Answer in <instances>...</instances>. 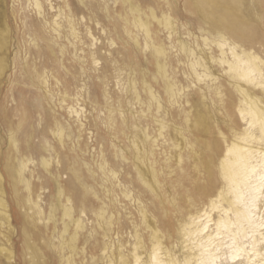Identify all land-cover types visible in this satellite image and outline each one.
I'll use <instances>...</instances> for the list:
<instances>
[{"label":"bare ground","instance_id":"bare-ground-1","mask_svg":"<svg viewBox=\"0 0 264 264\" xmlns=\"http://www.w3.org/2000/svg\"><path fill=\"white\" fill-rule=\"evenodd\" d=\"M32 1L39 14H44L43 1ZM119 2L122 4L123 11L118 13L119 21L114 27L117 37L126 47L124 51L118 50L117 53H122L123 63L131 70L130 75L139 74V79L136 76L130 78L129 86L125 90L130 94V105L138 104L140 109L128 108V113L131 116L127 115L122 108L124 100L119 97L121 107L119 108V119L116 109L111 106L106 115V124L112 139L123 135L129 140L130 147L127 151H124V148L121 151H115L114 154L116 157H122L123 160L132 163L136 170L137 181L145 187L140 191L146 190L154 198L160 200L168 220L160 223L156 215L149 213L141 192L139 191L135 196L130 192L131 190L127 189L122 193L138 203L141 223L138 224L130 220L131 226L127 233L128 228H124L125 225L121 221H115L114 213L110 212L109 205L102 202L94 215L97 217L98 227L102 230L103 240L96 239L93 233H97V231L92 229L85 235L84 242L88 243L93 236L94 246H100L107 264H264V57L256 50V44L264 46V21H262L264 16L260 11H257L262 23L259 26H254L244 16L234 12L235 9L232 8L230 0H186L185 8L187 12L196 15V28L200 34L195 35L193 31L188 30L187 33L191 40H186L181 35L177 36L176 49V46H166L155 28V24L162 26L167 30L169 38L177 34L180 19L178 18L177 5H175L176 1L164 0L166 7H160L161 16L158 15L155 8L148 7L147 10H144L134 0H119ZM50 5L51 8L54 7L52 3ZM67 17L66 27L61 25L63 22L55 20L53 21V30L60 36L63 31L68 36L79 38L78 32L80 31L76 28L75 11L70 9ZM182 25L194 28L195 24L189 19H185ZM35 30L40 39H46L41 28L36 27ZM134 30L137 32L134 33ZM88 32L93 37V43L87 54L81 56V67H83L86 57L95 64L100 60H97L96 53L101 47H96L97 51L93 49L96 42L94 43L95 37L92 33L95 34V31ZM9 38V26L5 20L2 22L0 16L1 76L8 67L7 58L2 55V52L7 50ZM110 44L114 46V39L110 38ZM47 47L49 53L54 55L53 47L49 43ZM59 47L61 54L64 55L66 46L59 45ZM173 48L178 51L177 63H183L186 66L184 74L189 79L186 87L179 84L177 80L176 67L171 58L170 49ZM140 51L150 55V58L146 57L145 60L149 61L150 59V63L154 66L153 71L148 67L142 69L138 59ZM109 53L110 57L104 58L105 65L98 78L108 77L110 71V75L113 74V71L117 74L121 71L120 60L115 57L112 51ZM180 55L183 56L182 59L179 57ZM25 67L27 68L29 65ZM27 74L33 85L50 93L48 90L49 77L45 70L40 72L36 68L34 72L28 71ZM56 79L59 84L62 83L59 78ZM138 80L140 87L137 84ZM68 84L69 81L64 80V86ZM194 87L197 90V99L190 91L186 92V89H194ZM66 90L67 88H65L63 102L69 97ZM107 93L104 90L105 97L108 96ZM186 105L190 108L186 109ZM82 107L78 103L76 105L68 104L67 109L70 117L81 118ZM175 107L181 108L186 129L175 123L176 115L172 112V108ZM218 112L224 115L225 118L222 122L228 127L229 134L220 127L219 119H216ZM210 116L212 119L214 118L218 136L216 141L210 143L208 149L203 151L205 150L201 143L203 140L198 134H210L213 124L209 119ZM235 117L243 123L241 127L236 124ZM151 121L158 126L157 135H151L149 131L148 125ZM81 122L77 120V124H79L77 127L84 126ZM21 125L22 123H19L18 127L21 128ZM71 127L70 124L65 126L61 121L55 119L53 126L50 124L47 129L58 141L60 150L51 145L47 138L44 140L45 144L40 147L45 151L53 150L55 154L52 155L55 156L54 158L42 157L41 164L48 171L50 181L55 185L57 191L58 203L50 206L48 221L53 219L55 224V211L58 208H62L63 211V228L59 235L60 241L56 237L59 241L57 247L61 253H66L67 249L70 254L61 255L62 264H80L76 262L75 256L80 253L78 242L87 225L83 216L86 212V204L89 202L88 194L91 192L95 197L100 198L99 191L94 184L100 183V186L109 195L114 192L115 187L122 186L118 179L119 172L115 168H109L108 161L105 159H102L101 162L96 159L97 168L92 169L82 155L86 150V145L81 143L80 134L76 140H73ZM168 128L171 130L166 135ZM194 130H197L196 136ZM184 131L191 133L192 137L184 135ZM158 136L164 137L171 145V151H166V149L161 151L164 155L162 165L157 152L158 148L162 149L159 147ZM32 137L33 134L27 132L25 134L26 143L20 147L16 131L10 129V148L13 151L8 152V163L4 166V172L0 168V257H5L9 261L13 259L14 255L16 256L12 244L8 245L12 240L10 235L14 233L15 228L12 224L13 209L9 202L11 198L9 197L8 200L5 183L10 184L15 207L21 211L23 208L32 224H36V216L39 217V220L43 219L41 217L44 209L39 203L41 195L34 197V182L32 181L34 170L29 169V164L33 163V155L30 154L34 149L31 142ZM68 140L71 141L68 147L71 153H67L66 143ZM101 141L106 144L108 138L103 135ZM112 145L114 144L112 143ZM40 149L36 148V150ZM62 149L66 151L64 154L61 152ZM101 153L103 156L102 150ZM54 159L58 166L60 164L69 170L71 177L68 185H64L61 180L60 167H57L55 172L49 169ZM186 160L191 162L193 170L198 173L192 180V192L187 190L184 195L188 204L186 208H183L178 205L175 195L172 197L168 195L163 200V196L167 194L162 188L161 176L167 170L168 176L173 177L177 169V173L184 176L187 173ZM35 161L34 163H36ZM84 167H86L87 173ZM27 170H30V175H27ZM91 181L93 184H90ZM107 182H111L110 188L106 187ZM171 183L173 189L178 184L182 185V181L178 179H174ZM20 189L26 191L24 201ZM74 200L81 205L79 214H77ZM110 200L112 201V199ZM115 200H117L116 197ZM25 203L28 204V208ZM167 206L173 208L176 213L175 218L169 216L171 212ZM28 209L32 210L31 214ZM56 229L55 224L54 232ZM124 229H126L125 233L133 238V241L127 246L120 239L115 246L111 235L114 232L119 236ZM143 230L147 231V236L144 235ZM1 237L5 241H2ZM33 249L32 252L35 251ZM96 263L93 261L91 264Z\"/></svg>","mask_w":264,"mask_h":264},{"label":"rangeland","instance_id":"rangeland-1","mask_svg":"<svg viewBox=\"0 0 264 264\" xmlns=\"http://www.w3.org/2000/svg\"><path fill=\"white\" fill-rule=\"evenodd\" d=\"M42 1L44 6V14H39L32 0H0V16L2 18V22L5 20L10 29L8 48L6 51L2 52V55H5L7 58L8 67L4 71L2 76L0 75V168L3 169L4 172V166L8 163V152L13 151L10 148L9 130L12 129L16 131L17 138H19L20 140V147H23L26 143L25 134L27 132L32 133L33 137L31 139V142L33 143L34 149H32L33 152H31L30 154L33 155H31L33 157V163L31 162L29 164V169L34 170V177L32 179V181L34 182V197L36 198L37 195H41L39 203H41L40 206L44 209L43 215L41 217L43 219L39 220V217L36 216V224H32L27 218L25 210L22 208L21 211V209L15 207L10 184L8 182L5 183V187L8 190V200L9 197L11 198L9 202L11 203L13 209L12 224L15 228L14 233L10 235L12 237V240L8 245L12 244L11 246L14 248L13 251L16 256L14 255L13 259L10 261L6 260L5 257H0V264H62L61 255L70 254L67 249L66 253H61L59 248L57 247L60 241L59 235L61 234V230L63 228L62 208H58L57 211H55V224L57 226L56 232H54V220L52 219L48 221V215L51 210L50 206L52 204L57 205L58 203L57 191L55 185L50 181L48 171L41 164L42 157H55L52 156L55 155L53 153V150L45 151L40 149V147L45 144V138H47L51 145L58 147L60 150L58 141L51 134L50 130L47 129L48 125L50 126L51 124V126H53V122L55 119L61 121L65 126H68L69 124L72 126L71 130L73 131V140H76L79 134L81 135V143L86 145V150L83 151L82 155L91 165L92 169L97 168L95 163L96 159L98 160V162H101L102 159H105L106 161H108L107 163L109 164V168H115V170L119 172L118 179H120L119 181H121L122 186L115 187V190L114 192L112 191L113 193L111 195H109L108 192H105L103 187L100 186V183L94 184L96 189L99 191L100 198L95 197L91 192L88 194L89 202L86 204V212L83 216L84 222L87 225L78 242L80 253L75 256L76 262L80 264H91L93 261L97 262L96 264H107L103 257V252L101 251L100 246H94V237L96 239H99L100 241L103 240L102 230L98 227L97 217L94 214L99 210L102 202H106L107 205H109V208H111L109 209L110 212L114 213L115 221H121L125 225L124 228H128V233V231L130 230L129 226H131L130 222L133 220L140 224L141 216L138 212V203L132 201L130 198H127L122 192L128 189L129 191L131 190L130 192L136 196L138 195L140 189H145V187L139 181H137L136 170L132 166V163L128 160H123L122 157H116L114 154L115 151H121V149L123 150L124 148V151H127V149H129L130 147L129 140L123 135H120V137H118L117 139H112L113 137L110 134L106 124V115L108 114L109 108L111 106L116 109L117 118L119 119V108H121L119 97L124 100L122 108L123 110H125L127 115L131 116L130 113H128V108L140 109L138 104H134V106H132V104L130 105V94L129 92H127V90H125L129 86L130 78L136 76L139 79V74L135 73L133 75H130L131 70H129V67L123 63L122 53H117L118 50L124 51V48L126 47L117 37L116 29L114 27L115 24L119 21L118 13L123 11V7L119 0L118 2H116V0H49L51 2L45 0ZM171 1H176L175 5H177L178 8V18L180 19V22L177 28V34H174L171 38H169L167 30L162 26L155 24V28L160 39L166 44V46H176L175 48L177 49V36L181 35L182 38L191 40V37L187 33L188 30L193 31L195 35H199L200 33L196 28V15L187 12L185 8L186 0ZM134 2L139 4L144 10H147L148 7L155 8L159 16H161L160 7H166L164 0H147V2L146 0H134ZM50 3H52V6H54L53 8H51ZM230 3L232 8L235 9L234 12L236 14L244 16L245 19L251 21L254 26H259L262 23V19L258 17L257 11H260L264 16V0H230ZM59 8L61 9L58 10ZM69 8L75 11L76 28L78 31H80L78 32L79 38L77 39L73 38L72 36H68L66 32L63 31H61L60 36L58 32H55L53 30V21L55 20H57L58 22L60 21V23L63 22L61 23V25L66 27V21L68 18L67 16L70 13ZM92 9L94 10L92 11ZM99 17L103 19H100ZM185 19H189L192 23H194V28H190V26L188 25L183 26L182 23H184ZM90 20L92 21L90 22ZM48 21L50 24L48 23ZM262 21H264V18ZM36 27L41 28L46 41L40 39V37L37 36L38 33L35 30ZM88 31H95V34L92 33L96 40H94V43L96 42V44L95 46H93V49L97 51L98 49H96V47H101L100 50H98V52L96 53L97 60H100H98V62L95 64L88 57H86L84 59V65L83 67H81L80 58L81 56L87 54L88 49L93 43V37L89 35ZM136 32L137 31L134 30V33ZM109 37L111 39H114V46H111ZM48 43L53 47L55 51L54 55L49 53L47 47ZM59 45L66 46L64 55L61 54ZM170 50L173 64L176 67L175 73L177 80L179 81V84L186 87L189 82V79H187L186 77L187 75L184 74L186 66L183 63H177L178 51H176L174 48ZM256 50L260 55H262V57H264V46L256 44ZM111 51L115 54V57L120 60L122 72L120 71V73L117 74L115 71H113V74L110 75V71L108 73V77L101 76V78H98V75L102 73V67H104L105 65L104 58H109V52ZM146 57L150 58V55H146L145 52L141 51L138 53V59L142 65V69L148 67L149 70L153 71L154 66L150 63V59L149 61L145 60ZM179 57L182 59L183 56L180 55ZM26 65H29V67L26 68ZM36 68L40 72H43L44 70L47 72L49 77L48 90H50V93H47L43 88L32 84L30 76L27 74V72H34ZM56 78H59L62 83L59 84ZM122 79L124 80V82ZM64 80L69 81V84L67 86H64ZM137 84L140 87L139 80L137 81ZM64 87L67 88L66 91L69 95V97L66 98V103L63 102L65 94ZM195 89V87L194 89H186V92L190 91L191 94L194 95L195 99H197L198 95H196L197 90ZM104 90L108 92L107 97L104 96ZM77 103L80 107L83 106V111L80 114L81 118H77L76 116L70 117L67 105H76ZM189 108L190 107L186 105V109ZM44 109L46 110L44 111ZM172 112L176 115L175 123L179 127L186 129L187 127L181 108H172ZM224 118L225 117L222 113H217L216 119H219L218 121L220 127L224 132L229 134L228 127L222 122ZM209 119L213 123L210 134L199 135L197 133V130L193 131L195 136L198 134V136L202 138L203 141L201 143L205 148V150L203 151H206L210 143H214L216 141V137L218 136L216 131L217 129L214 126V118L212 119L210 116ZM77 120H80V122L83 121L81 123L84 126L77 127V125H79L77 124ZM234 120L239 127L243 125V123L239 122V118L235 117ZM19 123H22L21 128L18 127ZM169 124L172 125V123ZM148 127L151 135L158 134V126L155 125L152 121L149 122ZM68 130L70 131L69 128ZM170 130L171 129L169 128L166 130V135L170 133ZM45 131L46 134H44ZM183 133L186 136L190 135L189 137H192V134L187 131H184ZM103 135L108 138L106 144H103L101 141ZM158 138L160 144L159 147L162 148L161 150L160 148H158V159L160 160V163L162 165L164 155L161 153V151L165 149L166 151H171V145H169L170 142L166 141L164 137L158 136ZM70 143V140H68L66 143V147L68 150L67 153H71L68 148L70 146ZM112 143L114 145H112ZM36 148H39L40 150H36ZM101 150L103 151V156ZM61 152L64 154V152L66 151H63L62 149ZM92 152L93 154H91ZM34 161L36 163H34ZM57 167H60L61 169V180L63 184L68 185L71 177L69 170L64 166L62 167V165L60 164L58 166L56 163V159H54L51 162L49 169L55 172ZM185 168L187 169V173L184 176H180L177 173L178 169L176 170V173L173 177L168 176L167 170H165V173L163 172L161 176V182L163 186L162 188L164 191H166L167 194L163 196V200L168 195H170L171 197L175 195L177 197L178 205L183 208H186L188 204L187 198L184 195L187 190H191L192 192V180H194L198 173L197 171L193 170L192 164L189 160H186ZM30 170H27V175H30ZM84 170L87 173L86 167H84ZM174 179L181 180L182 185L178 184L176 188L173 189V187L171 186V181H173ZM168 180H170V182L167 183ZM90 184H93V181H91ZM123 184L125 187L123 186ZM106 187L110 188L111 182H107ZM140 192L143 196V202L147 206L149 213L156 215L160 223L168 220V218L165 216L164 207H162L160 200L154 198V196L146 190L144 192ZM20 194L24 201V195L26 194V191L20 189ZM115 197L117 198V200H115ZM110 199H112V201ZM74 203L77 214H79L81 205L76 200H74ZM25 206L27 208L29 207L27 203H25ZM167 209L171 212L169 213V216L175 218L176 213L174 212L173 208L167 206ZM28 212H30L31 214L32 210L30 211L28 209ZM92 229H96L97 233L94 232V237H91V241L85 243L84 237ZM125 232L126 229H124L123 233H120L119 236H117L113 232V235H111V239L112 241H114L115 246L120 239L123 240L127 246L130 245V243L133 241V238H130V235ZM142 232L145 236L148 235L147 231L143 230ZM2 241H5V239L2 238ZM32 249L35 251L32 252ZM93 257L94 259H92Z\"/></svg>","mask_w":264,"mask_h":264}]
</instances>
